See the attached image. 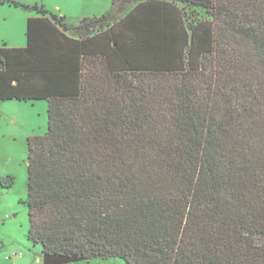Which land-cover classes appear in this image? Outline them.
Returning <instances> with one entry per match:
<instances>
[{"label": "trees", "instance_id": "obj_1", "mask_svg": "<svg viewBox=\"0 0 264 264\" xmlns=\"http://www.w3.org/2000/svg\"><path fill=\"white\" fill-rule=\"evenodd\" d=\"M6 3L37 14L0 46V105H48L25 202L43 256L264 264V0H113L75 26Z\"/></svg>", "mask_w": 264, "mask_h": 264}, {"label": "rangeland", "instance_id": "obj_2", "mask_svg": "<svg viewBox=\"0 0 264 264\" xmlns=\"http://www.w3.org/2000/svg\"><path fill=\"white\" fill-rule=\"evenodd\" d=\"M45 6L76 25L84 17L109 11L113 0H16ZM119 6V5H118ZM118 6L116 9H118ZM135 4L125 6V14ZM194 8H188L191 13ZM32 9L0 5V44L26 45V31ZM48 129L46 101H9L0 105V264H44L40 245L29 239L30 222L26 206L28 190V139ZM1 181L6 182L3 187ZM69 264H125L120 258Z\"/></svg>", "mask_w": 264, "mask_h": 264}, {"label": "water", "instance_id": "obj_3", "mask_svg": "<svg viewBox=\"0 0 264 264\" xmlns=\"http://www.w3.org/2000/svg\"><path fill=\"white\" fill-rule=\"evenodd\" d=\"M44 264H69V263H79L82 259L71 258L67 256L59 255H44Z\"/></svg>", "mask_w": 264, "mask_h": 264}, {"label": "crops", "instance_id": "obj_4", "mask_svg": "<svg viewBox=\"0 0 264 264\" xmlns=\"http://www.w3.org/2000/svg\"><path fill=\"white\" fill-rule=\"evenodd\" d=\"M49 11V10H48ZM50 12V11H49ZM108 12V11H107ZM107 12H105V13H107ZM51 13V12H50ZM104 13V14H105ZM51 14H53V13H51ZM104 14H102V15H104ZM54 15H56V14H54ZM102 15H99V16H92V17H84V18H93V17H101ZM37 16V14H34L33 16H31V17H36ZM57 16H59V17H64L65 19H66V22H67V17L66 16H63V15H57ZM30 18V17H29ZM83 19V18H82ZM81 19V20H82ZM80 20V21H81ZM80 21H79V23H80ZM78 23V24H79ZM69 24V23H68ZM78 24H76V25H78ZM71 25V24H70ZM73 26H75V25H73ZM3 45H5V46H7V47H9L6 43H2V44H0V46H3ZM26 45H27V37H26ZM25 45V46H26ZM24 46V47H25ZM23 47V46H22ZM10 48H21V47H19V46H14V47H10ZM9 102V101H8Z\"/></svg>", "mask_w": 264, "mask_h": 264}]
</instances>
